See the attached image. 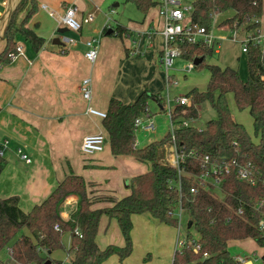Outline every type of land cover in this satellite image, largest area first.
<instances>
[{
  "label": "crops",
  "instance_id": "0c3cea01",
  "mask_svg": "<svg viewBox=\"0 0 264 264\" xmlns=\"http://www.w3.org/2000/svg\"><path fill=\"white\" fill-rule=\"evenodd\" d=\"M194 1L192 0V3ZM33 2L36 11L26 27L44 39L43 46L35 53L28 42L17 37L16 44L21 48V54L0 69V140L9 141L8 149L2 158L4 166L0 172V198L16 196L19 209L29 214L46 204L58 187L65 186L73 177H81L87 185L90 210L111 207L112 204L106 201V197L121 199L129 195L130 190L125 183L132 177L147 172L150 164L139 162L132 156H113L102 119L89 114L87 109L106 113L111 98L127 105L133 103L144 91L151 95H159L156 91L162 88L163 84L169 88L172 76L169 71L165 72L161 64L164 39L160 33L163 23L159 17V9L155 2V5L142 13L128 0H33ZM18 3L19 0H0V52L5 46L3 32L11 12ZM127 4H130V7H126ZM67 6L76 8L77 20L87 15H92V20L83 24L78 33L69 31L73 44L58 45L53 43V40L57 37L60 39V36L65 34L59 35L57 30L63 28L60 25V17ZM226 13H229L227 17H219ZM232 16V11L213 16L209 30L214 37L210 46L213 47L214 56L219 55L222 43L229 41L231 37L233 29L222 22ZM24 17L25 13L19 20H23ZM259 25L258 35H264V0ZM117 26L126 29L125 36L119 38L113 35ZM238 35L239 38L245 36L243 30L238 31ZM90 39L97 40V53L92 61L84 56L87 50L85 42ZM260 46L262 49L264 42L260 43ZM241 53L245 54L242 51ZM244 59L246 66V56ZM209 65L225 68L219 66L216 61ZM85 79L88 80L90 87L89 100H85L80 91L82 81ZM227 100L229 108L232 104L235 109L231 94ZM149 102L156 105L157 111H162L160 104L148 100L147 108L152 116ZM197 106L195 109L198 116ZM175 107L176 105L174 109ZM155 124V133L139 132L146 141L144 146L159 141L168 133L169 125L168 130L166 128L165 133L160 135L159 126L156 122ZM196 129L201 130L197 127ZM94 134H100L105 138L103 148L99 152L83 154L80 151L82 139ZM156 135L157 138L154 137ZM135 145L141 147L136 141ZM19 147L30 157L29 164L16 155V148ZM159 150L160 164L172 160L164 145ZM78 199L79 196L75 194L65 199L60 214L63 220L70 218ZM147 218L157 223L148 214L130 216L132 239L143 240L150 234L146 230L151 229ZM187 221L183 220L180 229L173 227L176 229L177 238L170 264L175 252L179 251L178 240L186 238L187 232L190 233L191 226ZM182 227L185 228L184 232ZM21 233L31 237L27 229H23ZM32 240L34 242L33 238ZM60 242L65 248L63 252L56 250L49 254V258L53 259L55 252L61 251V256L53 260L71 264L72 255L65 252L71 245L70 233L61 235ZM95 244L101 250L108 245L118 247L124 245L116 220L105 216L99 218ZM166 246L164 245V249L156 250H161L162 253L169 252L171 249H165ZM227 247L232 257L243 260V264H264L262 258L264 248L259 247L251 238L230 240ZM9 248L8 246L3 249L5 253L3 256L0 255V259L5 264H16L10 257ZM230 249H235L234 254ZM130 256L131 254L119 263L140 264L138 258L130 261L128 259ZM114 260L115 256H111L110 264H116Z\"/></svg>",
  "mask_w": 264,
  "mask_h": 264
},
{
  "label": "trees",
  "instance_id": "16d2710c",
  "mask_svg": "<svg viewBox=\"0 0 264 264\" xmlns=\"http://www.w3.org/2000/svg\"><path fill=\"white\" fill-rule=\"evenodd\" d=\"M142 13L155 5V0H128ZM36 11L33 0H19L10 14L2 35L5 41L0 52V69L11 63L10 54H15L16 39L28 42L36 53L43 46L44 39L26 27ZM232 11L233 16L222 22L230 29L240 27L244 32L259 29L262 0H195L191 6L190 21L209 30L213 16ZM25 13L23 20L20 16ZM126 29L115 27L113 35L125 36ZM181 57L186 61L202 58L195 68L205 67L209 80L204 91L190 90L192 106L175 107L172 122L175 126L176 147L183 160L177 168L159 163V148L170 140L167 133L159 141L142 148L135 145L134 121L147 107L148 100L165 104L159 95L147 91L141 93L131 104L123 105L111 98L102 119V126L108 135L110 151L113 156H132L137 161L149 163L147 172L132 177L125 183L129 195L116 199L106 197L111 207L90 210V201L86 192V183L81 177H73L66 185L58 187L42 207L25 214L18 207L16 196L0 198V251L10 247V257L16 264H62L49 258V254L63 249L60 237L69 232L71 245L65 252L72 255L71 264H102L110 256L116 255L119 261L126 259L132 251L131 215L148 214L152 219L176 227L177 219L172 214L178 206L184 210L188 221L197 235L199 251L193 253L188 241L192 234L186 233L187 245L176 251L172 264H241L228 251L227 242L251 238L259 247L264 248V233L257 227L264 216V65L262 49L259 44L248 43L246 56L247 79L242 81L237 70L216 65H204V60L213 54V47L182 43ZM232 95L235 108L247 110L251 117L254 135L253 143L245 129L231 115L227 97ZM208 103L215 118L208 120L201 130L195 127H183L182 121L197 117L196 105ZM189 152L197 156L189 157ZM208 157V165L203 167L202 159ZM236 159L238 164H250L253 168L254 183L242 182L236 175V169L230 167L228 173L220 176L219 190L224 194L223 201L218 200L213 191L193 188V176L209 170L210 165L222 160ZM4 160L0 158V172ZM78 195L76 208L68 220L60 216L61 206L71 195ZM241 209L242 213L236 212ZM101 216L117 221L124 245H108L103 250L95 244L98 220ZM58 225V230L54 226ZM27 229L34 239L23 235ZM79 230V235L74 230ZM264 260V255H263ZM0 264H5L0 259Z\"/></svg>",
  "mask_w": 264,
  "mask_h": 264
},
{
  "label": "built area",
  "instance_id": "2783aa9c",
  "mask_svg": "<svg viewBox=\"0 0 264 264\" xmlns=\"http://www.w3.org/2000/svg\"><path fill=\"white\" fill-rule=\"evenodd\" d=\"M157 7L159 9V17L162 19V30L161 35L164 39V48L161 56V64L167 73L172 65L175 59L181 57L183 51L180 45L182 43H188L193 45H203L210 47L213 43V36L211 34L210 30H206L203 27L198 26L197 24H193L190 21V14L187 15L188 9L187 7H181L179 2L177 0H155ZM76 8L74 6H67L65 7L63 15L60 17V25L62 27H65L68 29V31H72L75 33H78L81 30V27L83 24H87L92 20V15H87L81 20L76 19ZM240 27H234L233 31L231 33L230 40L233 42H237V29ZM256 38L251 39L250 37L245 38L240 43L242 45L241 51L243 53L246 52L247 44L250 43H261V35H258V32L256 33ZM60 41L63 44H73V40L71 38H68L66 36H61ZM86 46V52L84 54L85 58L89 61H92L97 53V40L90 39L85 42ZM15 54H10L9 57L11 58V61L15 59L18 55L21 54V48L19 46L15 49ZM193 61H189L186 65L182 67V71L189 73L194 68ZM169 78V76H167ZM81 95L85 100H89L90 98V87L89 82L87 79L82 81L81 84ZM168 103V100H167ZM184 107L185 109L182 111V114L187 113V108L192 106V101L190 97L186 95L179 96L176 99V107ZM167 113L169 116V130L168 133L170 135V140L164 144L166 147L167 152L169 153V156L172 158V160L168 161V163L163 164L165 166H171L177 168L179 165V162L183 160V156L179 154L176 142H175V136H174V130L175 126L172 122V115L174 111V107L171 109L167 108ZM87 112L89 114L98 116L100 119L105 118V113H101L98 111H95L91 108L87 109ZM191 119H186L182 121L183 127H192L190 125ZM156 131V124L152 118V115L148 111V108L146 107L144 112L138 116L134 121V132H144L147 134H153ZM105 138L100 134H94V135H88L85 136L80 145V151L83 154H91L94 152H99L104 146ZM9 141L7 139H1L0 140V158H3L5 151L8 149ZM16 155L26 164H29L31 162L30 157L24 152L22 148H16L15 151ZM189 157H195L197 156L195 152H189ZM202 165L205 167L208 165V157L204 156L202 159ZM230 167H234L236 169V175L238 179L242 182L253 184V178H252V166L250 164L241 165L237 163L236 159H231L230 161L222 160L219 163H213L210 165L209 170L202 172L198 176H193L194 180V187L190 189V192L195 194L199 189L204 191H215V189L218 188L221 178L220 176L222 174H226L229 171ZM242 213V210L239 209L236 214L240 215ZM183 214L184 210L179 205L176 211L172 214L177 219V225L176 228L180 229L182 222H183ZM257 227L261 232L264 233V216L258 221ZM54 230H58V225L54 226ZM74 234L79 235V230L75 229ZM80 236V235H79ZM197 238H194L192 236V239L188 241V245L191 247L193 253H197L199 251V243L197 241ZM187 245L186 238L182 240H178L177 247L179 251L183 249ZM9 254L11 253L10 248L8 249ZM239 263L243 264V260L241 259H235Z\"/></svg>",
  "mask_w": 264,
  "mask_h": 264
},
{
  "label": "rangeland",
  "instance_id": "374dc122",
  "mask_svg": "<svg viewBox=\"0 0 264 264\" xmlns=\"http://www.w3.org/2000/svg\"><path fill=\"white\" fill-rule=\"evenodd\" d=\"M181 7H187L188 12L187 15L191 12V6H192V0H179ZM120 3V2H119ZM130 7V4H127L126 7ZM120 11H123V8L121 6ZM35 14V13H34ZM229 15V13H226L222 16H219L220 18H225ZM62 27V26H61ZM242 30V28L237 29V42H233L229 39V41H225L222 43L219 51V55H212L211 57H206L204 60V65L214 64L216 61L217 64L221 67H230L235 70H237L240 78L242 81H246L247 79V70L245 66V54L241 53V41L244 40L247 37H250L251 39L256 38L257 31L253 32H244V38H239L238 31ZM72 32V31H71ZM70 35V32L68 31L63 36H66L68 38ZM61 37V36H60ZM224 39V38H223ZM261 44L264 42V35H261ZM240 41V42H239ZM22 44L26 45L24 41H21ZM263 53V65H264V47L262 48ZM188 61L183 59H175L173 62V65L171 69L169 70L170 75L172 76V80L170 82L169 88L165 87V84H163L162 88L158 89L156 92L161 96V98L164 100L165 104L163 106L164 110H167V108H173L176 103L175 99L178 96L181 95H187V93L192 89H197L198 91H203L206 89V85L208 83V72L206 68L203 66L201 68H193V70L189 73H186L182 71V66L186 65ZM168 100V103H167ZM197 106V105H196ZM149 107L151 112H153V120L157 123V126H159V134H164L166 131V128L169 125V116L167 111H157V107L153 102H149ZM198 107V116L196 119L190 121V125L192 127H197L199 129H203L205 123L208 120H211L215 118V113L210 107L208 103H202L197 106ZM231 112L233 119L241 124L243 128L245 129L246 134L250 137L251 141L253 143H256L258 141V138L254 135L253 127H252V121L251 117L249 116V113L247 110L239 111L236 108L232 107L231 104ZM168 130V128H167ZM144 136L139 133L135 132V141L138 145H141L142 148L144 147V143L146 142L143 138ZM154 137H158L157 135ZM160 151V150H159ZM213 195L220 201H223L224 194L220 192V190L215 189ZM143 215V214H142ZM141 216V215H140ZM147 217V216H143ZM148 219V218H147ZM183 220L184 222L187 221L186 215L183 214ZM151 225V229H146L150 234L145 236V239L140 240L138 238L132 239L131 236V244H132V253L130 258H128L130 261H133V259L138 258L140 264H170V257L172 256L174 252V245L177 238L176 235V229L162 224L157 221L154 222L150 218L148 219ZM164 227H163V226ZM184 225V223H183ZM185 226V225H184ZM143 227V226H142ZM168 227V228H167ZM169 228L173 229L171 231ZM183 232L185 231V228L182 227ZM135 233V232H134ZM190 234L194 238H197L196 233L193 231V229H190ZM181 238V236H180ZM182 240V239H180ZM164 245H167L165 249H171L169 252H161L157 251L156 249H164ZM63 246V245H62ZM63 249H65L63 247ZM63 249L61 251L63 252ZM5 250L0 251V255L3 256ZM61 251L55 252L53 255V259L59 258L61 256ZM230 252L234 254L235 249H230ZM115 256L116 264L119 263V259L116 255ZM111 258V256H110ZM110 258L105 260L102 264H110ZM51 259V260H53ZM56 261V260H54Z\"/></svg>",
  "mask_w": 264,
  "mask_h": 264
},
{
  "label": "water",
  "instance_id": "95a60500",
  "mask_svg": "<svg viewBox=\"0 0 264 264\" xmlns=\"http://www.w3.org/2000/svg\"><path fill=\"white\" fill-rule=\"evenodd\" d=\"M66 32H68V29L67 28H65V27H63V28H59L58 30H57V33L59 34V35H62V34H64V33H66ZM110 33V31H108V33L107 34H109ZM53 43H56V44H58V45H60V44H63L61 41H60V39L57 37V38H55L54 40H53ZM202 58H197V59H194L193 60V64H194V66H197L198 64H200L201 62H202ZM43 264H50V261H46V262H44Z\"/></svg>",
  "mask_w": 264,
  "mask_h": 264
}]
</instances>
